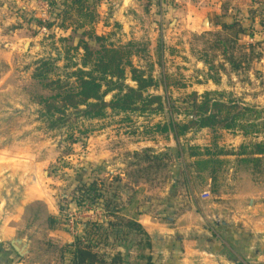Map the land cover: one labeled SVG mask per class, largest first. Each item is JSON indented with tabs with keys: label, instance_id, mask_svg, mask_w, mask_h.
I'll return each mask as SVG.
<instances>
[{
	"label": "rangeland",
	"instance_id": "obj_1",
	"mask_svg": "<svg viewBox=\"0 0 264 264\" xmlns=\"http://www.w3.org/2000/svg\"><path fill=\"white\" fill-rule=\"evenodd\" d=\"M62 1L0 0V81H4L0 86V144L14 147L15 154L28 149L50 160L45 170L49 182L44 184L53 190L51 210L60 220L54 230L65 231L74 242L77 237L84 239V224L106 221L103 201L77 202L79 188L96 179L109 192L119 191L120 217L125 220L134 221L140 209L185 210L191 196L208 199L202 202L204 206L220 203L226 210L237 204L235 196L241 192L244 208L245 204L252 208L253 197L264 204V161L257 168L251 155L262 150L255 144H264V0H221L227 5L221 15L231 22L237 20L245 31L233 49L226 46L232 33L223 31L219 22L224 17L218 16L217 25L210 28L195 24L196 12L185 0H130L126 10L119 9L123 1L103 0L97 21L84 27L92 37L85 38L84 29L76 28L75 17L64 28L39 26V21L55 16L54 3L59 6ZM94 36L107 40L97 43ZM81 38L94 49L112 44L127 50L132 63L126 71L128 87L137 88L132 68L155 79L158 85L143 92L146 107L141 103L137 111L129 112L107 108L105 116L96 119L69 110L62 117L68 122L60 126L53 125L59 115L43 116L33 97L53 92L33 79L35 69L40 61L49 60L56 67L49 82L66 81L67 73L82 68L84 51L73 49ZM162 75L168 76V91L161 85ZM115 93L105 101H112ZM206 95L257 111L259 115L246 117L244 126L251 131L255 125L259 133L193 129L176 139L170 128L164 131L172 122L187 123L192 100ZM194 153L202 156L194 158ZM209 153L220 164V173L210 186L202 175L208 165L197 163ZM241 153L248 156V164L243 162L246 170L235 172L239 159L227 156ZM204 191H210L209 195L203 196ZM47 216L46 206L37 204L22 224L31 242V264H62L66 242L52 236ZM107 223L104 228L109 230ZM146 243L144 236L131 233L121 240L110 236L101 245L108 253L127 252L137 260L149 255Z\"/></svg>",
	"mask_w": 264,
	"mask_h": 264
},
{
	"label": "crops",
	"instance_id": "obj_2",
	"mask_svg": "<svg viewBox=\"0 0 264 264\" xmlns=\"http://www.w3.org/2000/svg\"><path fill=\"white\" fill-rule=\"evenodd\" d=\"M122 1L123 5L120 4L119 9L129 8L130 0ZM214 2L184 1L193 5L195 24L200 23L209 28L217 25L218 16H222L221 10L227 7L225 1L217 0V6ZM103 3L100 0L98 8ZM222 17L219 22H231L230 18ZM3 82L0 81V86ZM13 149L8 144H0V264H31L28 262L31 242L25 236L22 224L29 209L37 204L46 206L47 217L56 216L51 210L54 205L53 190L49 184H44V181L49 182L45 170L50 160L40 158L38 153L35 155L28 149L18 154L13 153ZM227 157L239 159V170L230 168L231 172L246 170L241 166L248 164L246 154ZM252 157L259 168L264 155ZM207 159L210 162L202 175L210 186L220 173L217 166L220 164L215 163L212 154ZM257 168H254V173H257ZM241 178L236 179V182ZM204 192L203 196L210 193ZM189 198L190 204L185 210L171 212L160 206L156 211L147 208L138 211L134 221L142 227L151 250L148 256L137 257V260L126 252L124 264H264V204L255 202L256 198L253 197L249 201H252V208L248 207L249 204H245L244 208L245 195L242 192L235 196L237 204L227 210L221 208L223 204L220 203L204 206L202 202L208 201L204 197ZM53 231V237L63 238L66 243L73 242L65 231Z\"/></svg>",
	"mask_w": 264,
	"mask_h": 264
},
{
	"label": "trees",
	"instance_id": "obj_3",
	"mask_svg": "<svg viewBox=\"0 0 264 264\" xmlns=\"http://www.w3.org/2000/svg\"><path fill=\"white\" fill-rule=\"evenodd\" d=\"M100 0H63L59 6L55 5V16L48 22L39 21V26L52 29L55 27L64 28L65 23L74 21L76 28L84 29L82 37H92V33L87 31L86 26L93 25L97 19V8ZM53 5V3H52ZM77 18V19H76ZM73 24V25H75ZM78 25V26H77ZM86 27V28H84ZM222 30L232 33V37L227 39V45L233 49L235 41L239 34L245 31L241 24L234 20L233 22L223 23ZM94 35V34H93ZM83 38L79 39L73 49H82L84 51L82 68L72 73H67L66 81H51L50 75L55 71L54 63L49 60L40 61L33 74V79L38 81L44 90L53 92V95L46 96L44 94L34 96L36 102L42 109L44 117L53 118L59 115L53 125H65L68 121L63 119L69 110L74 111L79 117H87L90 119L102 118L105 116L107 108L117 112L137 111L138 104L144 103L146 107L147 101L144 99L143 92L150 87H156L158 83L152 76H145V73L132 68V80L137 84V88H131L125 85L127 67H132V63L127 55V50L121 47H115L112 44H102L101 48L94 49L89 45L88 41ZM95 41H106V37L94 36ZM222 41L218 43H222ZM219 46V45H218ZM253 49V48H252ZM230 62L234 61V57H230ZM71 78L74 82H71ZM168 76L162 75L161 85L164 90L168 91L170 84L167 81ZM112 101L106 102L105 98L109 94H113ZM154 99H157L154 97ZM192 110L186 114L189 117L187 123L179 125L172 122L169 127L174 133L175 138H179L182 134L189 130L197 129H238L242 134H258L257 126H250L251 131L244 126V121L249 114L259 115L257 111L244 108L235 103H224L209 97V95L192 100ZM262 150H256L251 155H264V144H255ZM201 154L194 153L192 157H199ZM211 156V153L206 155ZM207 157V158H208ZM209 159H198L200 165L208 164ZM120 181L115 178V181ZM118 188V187H117ZM80 198L77 199L79 205L82 203H98L103 201L104 218L106 219L108 229L105 224H84V239L77 237L73 243H66L61 249L62 264H124L127 253L115 252L108 253L103 250L101 244L106 243L110 236H114L116 240H121L126 236L134 233L136 236L142 235L147 238L142 227L133 220H125L120 217L119 191H108L105 189L103 181L96 179L91 184L80 187ZM50 230L60 224L59 218L49 216L47 220ZM123 229L127 230L126 234H121ZM115 231L119 233H115ZM120 234L122 235L121 237ZM93 238H98V242ZM150 244L146 243V247L150 248ZM127 250V249H125Z\"/></svg>",
	"mask_w": 264,
	"mask_h": 264
},
{
	"label": "built area",
	"instance_id": "obj_4",
	"mask_svg": "<svg viewBox=\"0 0 264 264\" xmlns=\"http://www.w3.org/2000/svg\"><path fill=\"white\" fill-rule=\"evenodd\" d=\"M205 196H207V195H205Z\"/></svg>",
	"mask_w": 264,
	"mask_h": 264
}]
</instances>
